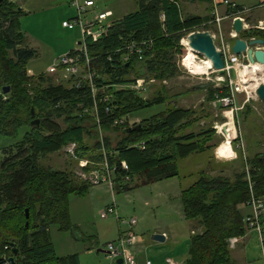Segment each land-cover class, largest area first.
<instances>
[{
  "label": "trees",
  "instance_id": "obj_1",
  "mask_svg": "<svg viewBox=\"0 0 264 264\" xmlns=\"http://www.w3.org/2000/svg\"><path fill=\"white\" fill-rule=\"evenodd\" d=\"M134 1L135 12L113 21L97 42L88 41L99 89L98 114H94L88 80L77 87L71 78L62 80L66 84H56L46 74L30 75L29 62L38 51L30 47L22 29L21 18L26 12L13 0L0 4V136L13 141L2 149L0 158V264H5L4 258L11 264H81L79 255L56 256L50 229L54 225L61 231L73 229L70 195L85 196L91 185L77 180L69 170L45 167L42 158L63 152L71 143L78 145V156L83 155L92 132L98 134L99 128L104 134L115 132L119 135L115 143L107 134H103L105 139L96 140L100 151L96 158L102 162L105 154L110 164L117 166L115 189L127 192L138 185L179 177V160L213 151L219 145L213 129L195 130L202 119L210 118L204 109L170 105L139 124L112 127L117 117L169 105L165 92L146 100L123 87L143 76L160 83L174 79L179 71L176 57L187 53L182 40L214 19L184 16L180 0ZM252 37L264 40V31L251 29L239 36ZM131 42L145 43L142 60L133 57L124 61ZM132 73L135 78H131ZM7 86L11 90L4 94ZM215 86L208 87L209 103L230 95L228 83ZM104 93L111 96L108 103L101 102ZM106 107L112 111L107 113ZM35 119L40 124L32 126ZM57 120H62L64 127ZM129 128L134 129L128 133ZM22 130L21 140L16 141ZM246 162L231 176H211L204 170L183 190L185 218L199 229L192 235L186 264H236L231 241L249 232L246 217L250 213L245 204L253 195L264 198V153ZM121 163L128 170L121 168ZM139 180L140 184L131 187ZM97 244L96 248H101ZM15 249L19 251L16 256Z\"/></svg>",
  "mask_w": 264,
  "mask_h": 264
},
{
  "label": "rangeland",
  "instance_id": "obj_2",
  "mask_svg": "<svg viewBox=\"0 0 264 264\" xmlns=\"http://www.w3.org/2000/svg\"><path fill=\"white\" fill-rule=\"evenodd\" d=\"M70 1L15 0L26 12V15L21 18V23L23 31L27 33L28 43L30 47L38 51V56L29 62V70L35 75L46 74L52 77L56 84L61 82L66 84V81L63 82L66 79L65 74L60 71L57 75H51L48 73L49 68L57 64L61 57L75 50L83 39L79 25L73 29L63 26L64 22L75 24V18L78 16L77 9ZM95 2L96 5L91 9V12L84 15L86 22H91L102 12L110 11L113 16L104 22L109 24L137 10L134 0H95ZM182 8L184 12H188V15L204 13L200 3L188 2L187 6L183 4ZM248 24L254 27L258 23L250 24L248 21ZM204 29L215 32L217 26L211 24L203 26L197 31L203 32ZM228 30L229 28L224 29L223 25L224 34L230 42L232 37ZM97 31L98 27H95V32ZM182 41H186V37ZM182 46L186 48L184 45ZM188 54L187 50L185 57ZM185 57L180 55L176 57L175 62L179 66V71L172 80L160 83L143 76L144 79L155 82L141 96L150 100V98L158 96L160 92H165L169 105L166 103L146 108L136 116L133 115L131 122L139 124L145 117L150 118L166 111L170 105V107H182L196 111L204 109L207 114H210V118L202 119L195 130L213 129L217 134L215 143L219 145L213 151L179 160V177L138 185L135 189L127 192H118L116 189L112 191L107 184L91 185L85 196L70 195V216L73 229L61 231L56 225L50 229L56 256L79 255L81 264H114L110 255L99 253L96 246L99 243L101 248L107 250L108 244H116L121 232L129 229L128 225L119 223L118 217H120L124 221L136 220L133 231L138 236V242L131 248V252L138 264H146L147 261H151L153 264H167V259L174 260L176 264H186L192 235L198 233L199 229L194 227V222L185 218L182 201L183 190L193 185L198 180L199 173L204 170L211 176L218 174L231 176L234 172L243 169L242 162L247 163L246 159L264 153V102L258 98L255 91L237 96L238 110H235L232 115V107H223L219 101L212 103L207 101L209 88L195 89V86L208 83H216L215 87L221 88L222 85L218 80H224L223 76L212 70L207 75H194L183 64ZM194 57L195 61L199 62L198 64L205 60L200 54H194ZM262 68L257 74L259 77H264ZM130 76L135 78L133 73ZM231 78L236 80L237 73L235 71L232 72ZM255 78H250V80L253 81ZM253 82L260 85L257 79ZM224 114H228L232 121H229V118H223ZM57 123L64 127L62 120H57ZM224 125H228L230 129L234 125L237 132L231 140V148L223 152V156L227 159L220 158L217 154L221 144L229 140L224 136L225 134L220 132V127H224ZM23 131L16 141L21 140ZM99 132L98 134L92 132V136L87 139L88 148L83 155H79V160H72L61 151L42 158L41 163L51 169L69 170L77 179L76 172L79 169L91 166L90 164L94 162L98 163L96 155L100 151L96 147V140L105 139L104 131L99 129ZM106 134L111 137L114 143L119 139V135L115 132L104 135ZM12 142V140L0 136V158H2V149ZM212 161L215 165L214 171L211 166H207ZM140 183L141 180L136 181L131 187ZM111 207H114L118 212V217L116 214H110L108 218H103L102 214ZM154 235H165L166 241H154L152 239ZM240 243H243L242 240L232 250H235ZM244 248L245 245H241L243 254L249 253V260L246 264H264V252L261 246L256 249ZM241 264H244L243 261Z\"/></svg>",
  "mask_w": 264,
  "mask_h": 264
},
{
  "label": "built area",
  "instance_id": "obj_3",
  "mask_svg": "<svg viewBox=\"0 0 264 264\" xmlns=\"http://www.w3.org/2000/svg\"><path fill=\"white\" fill-rule=\"evenodd\" d=\"M70 2L77 9L78 16L75 18V24L64 22L63 26L68 29H73L76 25H79V27L81 28L83 39L76 46L75 50H73L72 54L69 53L61 57L57 64H54L49 68L48 72L51 74H58V72L63 71V73L65 74V78H71L72 82L77 87H80L83 84L84 80H88L94 98V114H98L99 101L97 99V94L99 89L95 84L96 74L92 70V59L88 52V41L89 39H91L92 41L97 42L103 35L106 34L107 29L112 25V22L109 24H105L104 22L112 17L113 13L110 11L102 12L98 14L91 22H86L84 20V15L89 14L91 12V9L95 7V0H71ZM224 3L225 5H227L229 11L226 17L223 18L219 16L217 9H215L213 12L214 19L211 20L207 25L215 24L217 26V31L208 32L211 33L216 43L217 49L222 53V58L224 60L225 75L223 76L224 80H220L228 83V87L230 88V95L220 98L218 99V101L222 104L223 107H232L231 113L233 115L234 111L238 110L237 96L245 92L249 93V91H255L256 93L258 88V86H253L250 81H247L249 80L248 78L250 77V75L247 73H243L244 70H247L251 65H254L248 58V50L250 49V47H248L247 52L244 55H236L232 52L235 41L237 39H240V35H238L234 30L233 24L235 20L240 19L243 23L244 32L251 29L264 31V21L259 22L254 27H251L247 21V15L250 13V9L240 7L230 2L229 0H225ZM225 19H230L232 22L233 30L231 31L230 36L232 37L233 42H229L228 38L224 34L222 24ZM95 27H98L97 32H95ZM187 38L188 36L186 37V41L181 42V44L187 48L189 53L183 59V63L190 54L193 57L194 54H199L189 47ZM254 39L256 38L252 37L245 40L248 42ZM143 46H145V43L138 44L135 42H131L126 48L124 61H129L133 57H138L140 60H142L144 51ZM253 49L259 50V47ZM206 60L207 59L205 58L204 61ZM256 65L259 64L256 63ZM233 71L237 73V78L235 81L231 78V74ZM29 73L30 75L33 74L31 71H29ZM225 78H227V80H225ZM154 82L155 81H148L143 77H139L135 78L131 84L123 88H127L132 91H136L139 94H142ZM110 100L111 96L104 93L103 97L101 98V102L108 103ZM105 109L107 113H110L112 111V109H110L109 107H106ZM131 121V115L120 116L113 119L112 127L133 126L135 123H132ZM97 122L99 124V127H101V121L97 119ZM77 151L78 145L76 143H71L63 150L65 156L72 160H79ZM90 165L91 166H85L82 169H79V171L76 170L77 177L81 181L89 185L98 186L101 184H107L112 191L115 190V175L117 166L111 165L105 154L104 160L102 162H94ZM121 168L128 170V166L125 163H121ZM129 179L130 178L127 177L126 181H129ZM245 206L250 211V214L246 217L248 229L249 231L257 233L260 239L262 250L264 252V198L253 195L252 198L245 204ZM110 214H116L118 217V212L114 207L108 208L107 212L103 213L102 216L103 218H108ZM119 220L120 218L118 217V221ZM120 222L122 225H128L129 229L122 231L118 242L116 244H108L106 246V249L110 252V257L114 261L123 259L124 264H138L135 256L131 252V248L134 247L138 242V236L133 231V227L136 225V220H120ZM240 240L241 238L232 240L231 249L234 248ZM7 249L8 248H6V250ZM4 260L6 261L5 264H11V262L7 261L5 258ZM166 263L176 264L172 259H167ZM146 264L153 263L151 261H147Z\"/></svg>",
  "mask_w": 264,
  "mask_h": 264
},
{
  "label": "water",
  "instance_id": "obj_4",
  "mask_svg": "<svg viewBox=\"0 0 264 264\" xmlns=\"http://www.w3.org/2000/svg\"><path fill=\"white\" fill-rule=\"evenodd\" d=\"M4 0H0V4ZM234 30L238 35L242 34L244 32L243 23L240 19L235 20L233 24ZM189 47L199 53L200 55L204 56L206 59H208L211 62L212 65V71L217 73L220 76H224V60L222 58V53L218 51L216 43L211 35L210 32L204 31V32H194L190 34L187 38ZM248 47L250 49L248 50V58L251 63L256 64L259 63L263 65L264 67V40L263 39H254L250 41H246L245 39H237L235 41V44L232 48V52L236 55H244L247 52ZM259 47V50H254L253 48ZM218 82L221 83V85H225V81L219 80ZM216 83H208L203 84L200 86H195V89H201V88H208L211 85ZM10 87H4L3 93L8 94L10 92ZM256 94L258 98L264 102V84L258 86ZM33 117L35 116L34 110L32 111ZM223 118H226V114L223 115ZM32 126H36L40 124L39 119H35L32 123ZM140 128V125L137 127ZM136 128V129H137ZM134 128H129L126 130V132H131ZM26 217L29 219V211L26 210ZM28 224V223H27ZM154 241L157 242H165L166 237L165 235H154L152 238ZM99 253L108 254L110 255V252L107 250H104L103 248H99L97 250ZM18 249L14 250V255L16 256L18 254ZM12 263H14L15 258L11 259ZM116 264H124L123 259H118Z\"/></svg>",
  "mask_w": 264,
  "mask_h": 264
},
{
  "label": "crops",
  "instance_id": "obj_5",
  "mask_svg": "<svg viewBox=\"0 0 264 264\" xmlns=\"http://www.w3.org/2000/svg\"><path fill=\"white\" fill-rule=\"evenodd\" d=\"M224 1L225 0H180V4L181 6H183V4L187 6L188 2H190L194 4L200 3L203 6L204 13L193 14V15H188V12H184V9L182 8L184 16L212 17L214 10L217 9L219 16L224 18L229 13L227 5H225ZM229 1L240 7H245L247 9H250V13L247 15L250 24H256L264 21V0H229ZM222 25H224V29L229 28L228 30L229 34L233 30L232 22L230 19H225ZM230 42H232V38ZM212 163L214 165V161L209 162V165L211 167H215V165L213 166ZM216 163L219 164L218 162ZM248 212L250 213V211ZM241 240L243 243L242 244L240 243V245L237 248H235V250H233V259L236 264H241V261H243V263L246 264V262L249 260V255H248L249 253L244 255L242 252L243 250L241 251V245L243 246L245 245L244 249L246 248L256 249V247L259 248V246H261L259 236L257 235L256 232L253 231H249L243 238H241Z\"/></svg>",
  "mask_w": 264,
  "mask_h": 264
},
{
  "label": "bare ground",
  "instance_id": "obj_6",
  "mask_svg": "<svg viewBox=\"0 0 264 264\" xmlns=\"http://www.w3.org/2000/svg\"><path fill=\"white\" fill-rule=\"evenodd\" d=\"M199 62H196L194 57L190 54L184 61V65L187 69H189V71L194 74V75H207L211 70H212V65L211 62L207 59L204 62H200V64H198ZM259 64V63H258ZM261 65V64H259ZM259 65H251L247 70H244L243 73H247L250 75V77L248 78L252 83L253 86H260L261 84H263L264 82V77H259V75H257L260 71V68L263 67V65L259 66ZM262 71H264V67L262 68ZM256 77L253 81H258L257 85L255 82L251 81L250 78H254ZM226 118H229V115L226 114ZM229 121H232L231 118H229ZM221 133L225 134L224 136H226L227 138H229L228 142H223L221 144V146L218 148L217 150V154L220 158H225L227 159L225 156H223V152L226 151V149L231 148V140L233 137L236 136V128L233 125L232 128L230 129L228 125H224V127H220Z\"/></svg>",
  "mask_w": 264,
  "mask_h": 264
}]
</instances>
